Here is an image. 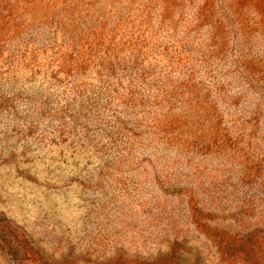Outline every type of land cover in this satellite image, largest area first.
<instances>
[{
  "label": "rangeland",
  "instance_id": "obj_1",
  "mask_svg": "<svg viewBox=\"0 0 264 264\" xmlns=\"http://www.w3.org/2000/svg\"><path fill=\"white\" fill-rule=\"evenodd\" d=\"M0 264H264V0H0Z\"/></svg>",
  "mask_w": 264,
  "mask_h": 264
}]
</instances>
